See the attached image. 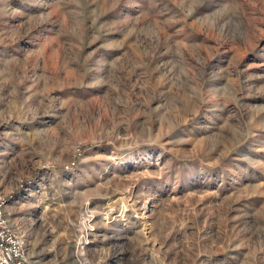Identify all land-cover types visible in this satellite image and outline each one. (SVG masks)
<instances>
[{"label": "rangeland", "instance_id": "obj_1", "mask_svg": "<svg viewBox=\"0 0 264 264\" xmlns=\"http://www.w3.org/2000/svg\"><path fill=\"white\" fill-rule=\"evenodd\" d=\"M0 195L32 264H264V0H0Z\"/></svg>", "mask_w": 264, "mask_h": 264}, {"label": "built area", "instance_id": "obj_2", "mask_svg": "<svg viewBox=\"0 0 264 264\" xmlns=\"http://www.w3.org/2000/svg\"><path fill=\"white\" fill-rule=\"evenodd\" d=\"M6 200L0 195V264H32L26 253L24 236L9 222Z\"/></svg>", "mask_w": 264, "mask_h": 264}, {"label": "bare ground", "instance_id": "obj_3", "mask_svg": "<svg viewBox=\"0 0 264 264\" xmlns=\"http://www.w3.org/2000/svg\"><path fill=\"white\" fill-rule=\"evenodd\" d=\"M85 219V218H84ZM89 219V216H87V218L85 219V221L83 220V223H81V228H83V229H86L87 227H85V225H86V222H87V220ZM81 230V229H80ZM82 243V242H81ZM84 243H85V241H84ZM82 253V252H81Z\"/></svg>", "mask_w": 264, "mask_h": 264}]
</instances>
